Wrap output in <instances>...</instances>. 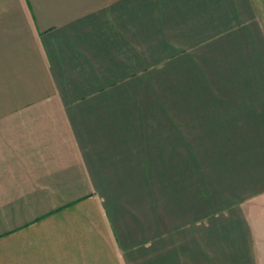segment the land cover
Segmentation results:
<instances>
[{
	"label": "crops",
	"instance_id": "crops-1",
	"mask_svg": "<svg viewBox=\"0 0 264 264\" xmlns=\"http://www.w3.org/2000/svg\"><path fill=\"white\" fill-rule=\"evenodd\" d=\"M0 264H264V0H0Z\"/></svg>",
	"mask_w": 264,
	"mask_h": 264
}]
</instances>
